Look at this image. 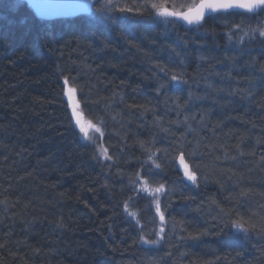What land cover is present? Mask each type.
Returning a JSON list of instances; mask_svg holds the SVG:
<instances>
[{
	"label": "trees",
	"instance_id": "16d2710c",
	"mask_svg": "<svg viewBox=\"0 0 264 264\" xmlns=\"http://www.w3.org/2000/svg\"><path fill=\"white\" fill-rule=\"evenodd\" d=\"M9 2L14 4L9 11L0 2V13H5L0 14V26L5 25L1 20L5 18L19 33L10 36L0 30V264H264V234L253 238L254 242L244 241L242 231L234 234L227 228L221 230L222 225L213 219L219 208L210 207L211 200L218 201L222 208L232 211V219L242 216L246 226L259 225L264 217V73L260 71L264 66V47L260 38L250 39L249 32V36L241 37L244 40L239 50H233L229 41L205 35L204 28L211 34L218 29L217 18L211 17L202 26L190 28L187 34L192 37L183 44L172 38L176 29L162 36L165 28L155 27L153 21H139L142 26L148 25L146 33L134 24L127 25L131 30H124L115 21L111 32L100 24L84 29L83 23L92 24L91 16L99 17L98 14L44 20L27 3ZM17 2L25 6L17 10ZM262 24L264 13L251 14L245 27L255 29ZM221 47H229L233 53L228 54ZM145 52L153 57L151 63ZM202 56L207 61L202 64L201 73L197 64L190 67L191 73L206 77L196 88L183 92L182 78L171 84L166 79L153 80L152 68L157 63L163 65L161 61L183 57L194 61ZM58 64L65 69V75L76 78L72 86L83 85L85 93L91 89L96 100L115 90L128 95L124 105L115 106L126 126L123 131H127V123H132L128 142L111 138L103 101L90 105L95 116L103 117L107 123L104 133L108 134L107 144L111 147H107L108 153L117 161L110 170L112 161L104 162L101 174L90 163L94 152L78 140L69 126L63 106L68 98L65 95L62 100L60 96ZM164 83L175 87V93L171 92L164 102L173 103L176 99L174 104L179 102V109L198 110V116L187 122L194 128V135L183 139V144L192 149L199 141L195 158H185L198 178L207 175L208 182H201L196 188L185 178L190 189L181 182L177 217L186 221L188 230L172 231L174 238L167 236L156 244L161 249L154 251L137 245L138 232L131 222L124 224L120 202L134 195L128 185L135 178L131 162L142 159L139 142L149 145L154 139L152 129L139 120L146 115L150 121L164 120L171 128L169 136L155 144L156 149L174 151L187 131L186 124H179L182 130L174 128L173 116L162 111V88L159 92L156 88ZM230 88L248 90L247 95L253 100L246 103L241 97L231 96ZM221 91L227 92L228 97L222 98L224 101L217 99L216 106H210L211 97ZM194 96L202 104L195 102ZM145 102L161 109L157 118L152 112L139 110ZM90 113L82 105V115ZM210 114L215 137L208 127ZM89 118L94 121L93 116ZM100 143L105 145V141ZM119 171L126 175L118 174ZM107 173L113 176L115 186L108 183L105 187L103 175ZM64 179L69 187H61ZM119 182L126 184L125 194L116 192ZM70 183L80 190L81 201L73 196ZM242 191L248 195L241 196ZM145 209V200L135 206L129 202L130 211L141 214ZM15 221L22 224L17 235H13L10 226ZM60 223L66 225L64 231H59ZM145 230L141 225L139 231L144 236ZM204 230L208 234L198 240L187 238L188 233ZM40 232L41 237L31 241ZM251 232L249 229L248 238Z\"/></svg>",
	"mask_w": 264,
	"mask_h": 264
},
{
	"label": "snow or ice",
	"instance_id": "6c2138e0",
	"mask_svg": "<svg viewBox=\"0 0 264 264\" xmlns=\"http://www.w3.org/2000/svg\"><path fill=\"white\" fill-rule=\"evenodd\" d=\"M0 2L4 4H8L9 0H0ZM100 3V0H95V3L92 5L95 7V4ZM13 6V5H12ZM15 8L18 10L21 7H24L25 5H22L20 3L15 4ZM31 7H35L40 10V12H44L47 10L48 5L46 4H38L33 5ZM234 9H244L245 12L243 13H234L232 10ZM97 11L105 18L106 22L111 25L113 23V18L111 13L118 11L123 15L124 19H131L133 21H137L136 24H134V27L141 28L143 27V31L146 33L148 25H141L139 21L149 20L153 21L156 24L163 23L165 26L168 24H175L178 21H184L188 25H197L202 26L203 22L207 17L206 14L208 12L212 13H220L223 12L226 15H244V14H262L264 13V0H191L190 4H185L182 6L181 9H177L173 4H171V0H141L139 3H134L132 6L124 5L120 6L117 3L114 2V0H105V2L101 5L100 8L97 9ZM236 29H241L240 24L233 25ZM249 32L251 33L250 39L260 38L261 40V46L264 47V24L260 25L258 28L252 29L249 26L248 30L244 31L245 36H249ZM168 34V29L165 27V32L161 33L162 36H166ZM228 39L231 41L232 39V33L231 31L228 32ZM242 42V39L241 41ZM131 43V42H129ZM135 46V45H133ZM179 55L178 53L176 54ZM145 58L148 60L149 63H151L153 57L150 53L145 52L144 53ZM201 60L205 59V57H200ZM225 59H228V57H225ZM181 65H183V61H180ZM155 71L157 74H163L164 78L167 80L168 84H171L173 81H177L182 78L183 73H180L179 75L174 74L171 69L166 68L165 66L157 63L155 64ZM261 73H264V66H261L260 68ZM56 73H57V79L59 81H62L60 83V96L63 100L64 96L67 95L68 101L64 102V109L65 112L68 113V122L69 126H73V121L75 122V126L79 128V133L77 135L83 134L85 140L92 143L93 147L95 148L97 145H99L100 139L104 136L105 129L107 128V123L103 119V117H98V123H92L91 121L88 122L87 126L84 125V123L81 120L82 115V105L89 104L88 102V96L91 95V89H89L88 93H85L84 86L80 85L78 87L72 86L73 82L75 81V77H71L69 75H65V69L61 65L56 66ZM123 84V82H121ZM185 84L188 82L185 80ZM164 84H160L156 91L159 92L161 88H164ZM243 93V90H240ZM78 94L80 98L78 99ZM192 98V94L189 93V99ZM116 100H119L120 102L124 101V96L113 92L111 97H101L97 100L91 101L90 104H99L102 101L104 102V112L106 114L110 115L109 110L112 107V104L116 102ZM136 107V106H133ZM143 108L144 111H148L144 106H140ZM177 107L179 108L180 105L177 104ZM70 108V112H69ZM112 120H115V116H111ZM188 117H185L184 121H176L175 123L180 124L184 123L187 126V132L191 133L195 130L192 128L191 124H188ZM204 117H201V120H203ZM157 124H159V121H156ZM103 125V127H101ZM75 130V128L73 129ZM89 130H91L94 135L89 136ZM164 132H168V129H162ZM119 135V133H117ZM126 140V137L123 138ZM183 139L181 138L178 146L174 149L173 154H170L167 149H156V148H145V144L143 142L140 143V147L144 149L148 155L147 158L143 161H140L139 158L137 159L138 166L141 167L140 171H137L135 173V179L129 181V189L134 194L132 196H129L127 200L121 201L120 206L121 210L124 213H127L130 217H136L137 212L130 211L129 210V202L135 206L136 203H138L140 200L146 201V208L147 210H151L153 201L155 202V212L159 214V221L164 222L165 221V212L171 207V196H172V190L171 188L166 189L165 183L158 182L160 179H162L166 174L167 168H174L175 171L180 172L181 168H183V173L181 179L186 178L188 181L191 182V184L198 188L200 183H207L208 182V176L203 175L202 179L198 178L197 171H193L191 166L186 162L184 151H181V149L184 147ZM260 141L258 140V143ZM152 145L156 144L155 139L150 141ZM125 145H121V149L123 150ZM199 141L196 142L194 147L189 150L188 156L190 158H195L196 151L199 148ZM159 153V155L157 154ZM103 156L105 160L112 161V164L108 165L109 170L112 166H114L117 161L113 159L112 155H109L108 148L104 147L102 145L99 146V152L93 153V159L99 161L100 157ZM227 155L225 156V159H227ZM264 160V157L261 158ZM161 161L162 163H157V161ZM177 160L179 161V164H177ZM150 162V163H149ZM197 168H199V165H197ZM120 175H126V173L119 171ZM144 177H149L153 182H158L157 186L155 187H149V180L145 179ZM139 184V189H137L136 184ZM105 187H108L107 183H105ZM221 187H223L221 185ZM123 190V189H122ZM163 195L164 197V209H161V203H160V195ZM63 195V194H61ZM241 196H247V191H242L240 193ZM211 205H216L217 208H219V213L216 217H213V219L218 220L219 224L222 225L221 230L223 228H227L229 230L236 229L237 231H242L245 234V239H248V232L249 229L256 230L257 227H259L258 235L264 234V217L261 218V223L259 225L254 223H247L243 220V217H240L239 219H232V211L226 210L222 208L219 205V202L216 200L210 201V207ZM227 218V219H225ZM152 223H156V217L155 215L152 216L151 219ZM136 223H139L138 220H136ZM172 223V230L175 231L176 227L179 226L183 229V221H176L174 218L171 221ZM59 227L63 228L66 227L63 223H60L58 225ZM142 230V229H141ZM187 231L186 229H184ZM160 233H164V228L160 227L159 229ZM207 230H204L203 232H197L195 234L188 233L187 238L192 240H198L202 236L207 235ZM171 233H169V236ZM181 239H185V237H181ZM147 243L151 244H159L161 240L158 238L157 240L152 241H146ZM184 253H181V256H183ZM205 264H211V262H205Z\"/></svg>",
	"mask_w": 264,
	"mask_h": 264
},
{
	"label": "bare ground",
	"instance_id": "6f19581e",
	"mask_svg": "<svg viewBox=\"0 0 264 264\" xmlns=\"http://www.w3.org/2000/svg\"><path fill=\"white\" fill-rule=\"evenodd\" d=\"M179 1H174V0H171V4H173L175 7H177V9H179V7H181V3H178ZM93 3H95V0L93 1ZM103 3V0H100V3L98 4H95V10L96 12L100 15V13L97 11L98 8L101 7ZM1 5V4H0ZM13 5V6H12ZM118 5L120 6H124V5H128V6H131L128 2L125 4H122V2H120ZM2 6L6 7V10H10L11 8L14 9V4L9 2L8 4H4L2 3ZM234 13H243L245 12L244 9H234L232 10ZM4 12V11H2ZM96 12L94 14H96ZM0 14H5V13H0ZM112 15V18H113V21H115V23L124 30H131L132 28H129V26L127 25H130V24H135L136 21H133L131 19H124L123 18V15L121 13H119L118 11L116 12H113L111 13ZM215 17L217 18V21H218V24L219 26L216 25V27L218 28L217 31L215 32L216 35L215 37L217 38H222L224 40H227L229 41L228 39V32L231 31L232 33V39L231 41H229L230 43H232V45H234V49H238V46H240L241 44V39L242 41L244 40L243 37L244 36V31L247 30L246 29V25L249 24V21H250V15L251 14H244V15H237V14H233V15H226L224 14L223 12H220V13H215ZM33 16V15H32ZM35 16V15H34ZM93 18V22L92 24L89 23L88 25L85 23H83V26H84V29L87 27L89 29H92L94 28L93 24H100V26H104L106 29L107 32H111L109 30L112 29L111 25H109L105 18L101 17H97V16H91ZM2 18V17H1ZM40 18V17H39ZM60 19H66V18H60ZM5 25L3 26H0V30L2 32H8L10 34V36L14 35H17V33H19V31L17 30H14L12 28H14V25L12 24V22L8 23L7 21L9 20H6L5 18H2L1 19ZM207 19H205L206 21ZM146 21H149V20H146ZM13 23L15 24V22L13 21ZM236 24H240L241 25V29H236L233 27V25H236ZM155 27L157 28H160V27H167L168 30L170 29H176L177 31L175 32V34L172 36V38L179 42V43H183L185 44L186 41H189V40H186L187 37H192L191 35L187 34V33H190V28H194V27H198L197 25H186L180 21L176 22L175 24H168L167 26H165L163 23H160V24H156L155 23ZM200 31V30H199ZM197 31V32H199ZM204 32H207L208 29L204 28L203 29ZM88 33H90L89 31H87ZM160 35V34H159ZM240 37V38H239ZM190 45L194 48H196L197 46L190 42ZM228 54H231L230 52L227 51ZM161 61V60H160ZM180 61H183V65H181ZM207 60H202L201 59H197L195 58V60L193 61L192 58L190 59L189 57H183V58H176L174 60H171V61H166V63H164L163 61L162 64L163 66H165L166 68L168 69H171V71L173 73H183V76H182V80L183 82L186 80L188 83L185 84L184 83V90H182L183 92H187V90L189 91L190 89H193V88H196L200 85V83L202 81H204L206 79L205 76L203 75H195L193 74V72L191 73V68L190 67H193L194 65H196V69L197 70H202V64L203 63H206ZM180 70L182 72H180ZM208 72V71H206ZM152 76H153V80H164V76L163 74H157L156 71H155V66L152 68ZM241 84V83H239ZM238 84V85H239ZM165 87L162 88V90L160 91V95L162 96V98L159 100L161 102L164 103V107L166 112L168 113L169 116H175L178 112V109L176 108V106H173V103L172 102H164V100L166 99H169L170 97V93L171 92H174V89L175 87L174 86H168L166 83H164ZM237 86V85H236ZM209 87H212V86H209ZM264 87V85H263ZM233 88H230V90H232ZM235 89V88H234ZM247 91L248 90H243V93L240 91V90H232L231 91V96L235 97V98H240L241 97V100L242 101H246V103H251L250 101H252L253 99L251 97H249L247 95ZM113 92H116V93H119L121 95L124 96V101L123 102H120L119 100H116V102H114L112 104V107L111 109L109 110L110 112V115L109 114H106L105 113V117H106V120H107V123H108V126H109V130H110V136L112 139L118 141V142H121V143H124V142H128L130 140V130L132 126V123H127V131H123L124 128H126V126L124 125L125 123L122 122L118 115H117V112H116V109H115V106H119V105H124L127 100H128V95L125 91L123 90H115V91H111V93L113 94ZM252 95L254 97H256V95L254 94V90L252 91ZM175 93V92H174ZM226 93L227 92H223V93H219L218 95L215 96L216 99H221V101H224L222 100V98H226L228 96H226ZM104 94V93H103ZM112 95L109 94V92H107L105 94V98L107 97H111ZM161 96H157L158 98L161 97ZM188 96H186V99H187ZM195 100V102H197L199 105L202 104V100L198 97V96H194L193 97ZM92 101L96 100V97L93 95L91 98H90ZM174 103L176 101V99L173 100ZM160 102V103H161ZM104 103V102H102ZM146 102L144 104H142L141 106H144L146 107L148 110V112H152V114H154L155 118H157V114L161 109H155V105L152 104V103H147L146 106H145ZM90 105L92 104H87V109H85V106L83 105V108L84 110H89V112H91L90 114H87V115H81V117H83L81 120L82 122L84 123V125H87L88 122H92V123H98L97 122V118L98 116H95L96 113L94 112V110L90 107ZM139 110H143V108L139 107ZM69 112H70V108H69ZM68 114V113H67ZM89 115L93 116L94 117V121L92 119L89 118ZM111 116H115L116 119L115 120H112L111 119ZM159 117H160V114H159ZM143 125L149 127L150 129H152V133L153 134V138L155 139L156 143H160L162 141H164L168 136H169V131H171V128H167V126L165 125V121L161 120V119H158L156 121H159V124L156 123V121H150L148 119V117H146V115H144L140 120H139ZM173 127L176 128V129H179V130H182L181 126L178 125L177 123L174 122L173 124ZM74 132L78 138V140L83 143L84 145H86L87 147H89V149L92 151V153L95 151V152H99V146L102 145V143H100L99 141V145H97L95 148L93 147L92 143H90L89 141L85 140L83 134H80V135H77V133H79V128L75 126V122L73 121V126H72V129H74ZM162 129H168V132H164ZM117 133H119V135H117ZM150 133V131H149ZM94 133L90 130L89 131V136H93ZM191 135H194V132L191 134ZM162 136V137H161ZM107 137H108V134L104 133V136L100 139L102 141H105V145L104 147H109L110 150H111V147L107 144ZM126 137V140L123 139ZM171 137L173 138V135H171ZM186 141V140H185ZM178 145L175 146V148L177 147ZM139 147V150L141 152V156H142V159L140 161H143L147 158V155L148 153L142 149L140 147V145H138ZM145 148H155V145H152V144H149V145H146L145 144ZM108 150V151H110ZM189 150H191V147H189L188 144H184V147L181 149V151H184V154L185 156L188 155V152ZM170 154H173L174 151H168ZM110 154V153H109ZM107 160L104 159L103 156L100 157L99 161L91 158L90 160V163L91 165L93 166L94 170L99 174H101L102 171L105 170V168H103V163L105 162L106 163ZM132 163V167H133V171L134 173H136L137 171H140L141 170V167L138 166V162L137 161H133L131 162ZM157 163H162L161 161H157ZM177 164H179V161L177 160ZM104 176V180L108 183H111V184H108V185H112V186H115V181L113 180V176H111L109 173H107L106 175H103ZM182 175L175 171L174 168H167L166 169V174L165 176L160 179L158 182H163L165 183V187L166 189L168 188H171L172 190V196H171V207L165 212V221L164 222H160L159 221V214L155 212V202L153 201L152 203V208L151 210H147V208L139 215H137L136 217H130L128 216L126 213L124 212H121V216H122V219L124 221V224H130V222L135 226V229L136 231L138 232V234H136V240H137V245L139 247H142L146 250H154V251H159L161 248L158 247L156 244H151V243H147L146 241H152L154 239H160L161 242L162 240H165V238L167 236H169V233H172V219L174 218L176 221H183L181 220L180 218H178V208H179V205L176 204V201H177V198L180 200L181 199V195L180 193H176L174 192L175 190H177L180 186H181V182L182 183H186L185 184V187H187L188 189H190L191 185L188 184V181L183 178V180L181 179ZM145 179H148L149 180V187H155L157 186V183L158 182H153L151 180V178H146L144 177ZM67 179V178H65ZM63 180L62 182V186L63 188H66V186L69 187V183L67 180ZM135 179V178H134ZM70 181H74L73 178H70L68 179ZM118 182V181H117ZM72 184V183H70ZM119 184L118 186V190H116L117 193H120V194H125L126 191L125 189L123 188L124 186H126V184H121L120 182L117 183ZM72 189H73V196L78 199L79 201H81V198H80V190H78L77 187H74V184H72ZM136 187L137 189H139V184L137 183L136 184ZM123 189V190H122ZM192 191V190H190ZM194 192V191H192ZM133 194V193H132ZM146 202V201H145ZM160 203H161V209L163 210L164 209V197L163 195L161 194L160 195ZM155 215L156 217V223H152L151 222V219H152V216ZM242 217V216H241ZM136 220L139 221V223H136ZM64 224V223H63ZM22 224L18 223L17 221H15L13 224L11 223V230H12V233L13 235H17V232L19 231L20 229V226ZM143 226L145 227V233L147 235L148 238H146L144 235H142L139 231L140 229V226ZM160 227H163L164 228V233H160L159 232V229ZM59 231H64L65 227L61 228L59 227L58 228ZM181 230L182 232H184V229L188 230V227H187V223L186 221L184 220L183 221V229L179 226L176 227L175 231L174 232H177V230ZM259 228L257 227L256 230H252L251 234H250V238L248 239H245L244 238V241H248V240H252V241H256L254 240L253 238H257L258 236V230ZM231 231L235 234H237V230L236 229H231ZM43 234V232H40L35 238H33L31 241H36L38 240L41 235ZM169 237H172L174 238V236H172V234L169 236ZM112 238V237H111ZM177 238V237H175ZM178 239V238H177ZM112 240H114L112 238ZM122 240H126V239H122ZM180 240V239H179ZM32 254L34 256H38V252H32Z\"/></svg>",
	"mask_w": 264,
	"mask_h": 264
},
{
	"label": "water",
	"instance_id": "95a60500",
	"mask_svg": "<svg viewBox=\"0 0 264 264\" xmlns=\"http://www.w3.org/2000/svg\"><path fill=\"white\" fill-rule=\"evenodd\" d=\"M29 4V6L46 4L48 8L44 12H40L39 9L32 7L38 17L45 20L68 18L81 14L91 13L94 0H23ZM215 13L208 12L206 16H212ZM188 25L184 21H180Z\"/></svg>",
	"mask_w": 264,
	"mask_h": 264
},
{
	"label": "rangeland",
	"instance_id": "374dc122",
	"mask_svg": "<svg viewBox=\"0 0 264 264\" xmlns=\"http://www.w3.org/2000/svg\"><path fill=\"white\" fill-rule=\"evenodd\" d=\"M174 1H179L178 3H184L186 0H174ZM105 2V0H103V3ZM114 2L115 3H117V4H119L120 2H122V4H125V2L127 3H129L131 6L134 4V3H139V2H141V0H114ZM190 2H191V0H190ZM102 3V4H103ZM98 14V13H97ZM98 16L100 17H102L103 18V16L100 14H98ZM209 17V16H208ZM206 19H208V18H206ZM207 21H209V20H207ZM212 33H214V32H212ZM205 35H208V36H215L216 35V33H214V34H211V32L210 31H207V34H205ZM221 49L222 50H227V51H230V52H232L230 49H229V47H221ZM247 53H250V50H247L246 51ZM233 53V52H232ZM245 53V52H244ZM199 73H201V70H199ZM229 80V79H228ZM209 89H212L211 87H208ZM219 93H222V91L221 92H219ZM215 96L216 95H213L212 97H211V101H210V106H216V101H217V99L215 98ZM89 98H91L92 96L90 95V96H88ZM191 101V100H190ZM177 104H179V102H176V104H174V102H173V106H177ZM187 105V104H186ZM164 110H162V111H165L166 112V110H165V108H163ZM177 109H178V111L179 112H177V114L175 115V116H173V121L174 122H176V121H184L185 120V117H188V118H193L194 117V115H196V116H198V114L199 113H197L198 112V110H194L193 112L191 111V112H186V109L184 108V107H182L181 109H179L178 107H177ZM189 111H190V109H189ZM167 113V112H166ZM168 114V113H167ZM201 117H204V119H205V116H204V114L202 113L201 115H200ZM140 117V116H139ZM212 114H210V120H208V122L211 124H208V127H210V130H211V135L213 136V137H215V131L213 130V125L214 124H212ZM172 121V122H173ZM189 121V120H188ZM187 121V122H188ZM180 124H183V125H185L184 123H180ZM179 125V124H178ZM201 125V123L199 124V126ZM194 129V128H193ZM193 132H191V133H188L187 131L185 132V135H184V139L186 140V139H188V137L192 134ZM218 137H220L219 135H218ZM218 150H222V149H218ZM238 155H239V150H238ZM230 160H232V159H228V161H230ZM224 162H225V159H224ZM177 192H179V193H181V190L178 188L177 190H176ZM5 213L7 212V211H4ZM154 256H156V255H154ZM152 259H154V257L152 258Z\"/></svg>",
	"mask_w": 264,
	"mask_h": 264
}]
</instances>
